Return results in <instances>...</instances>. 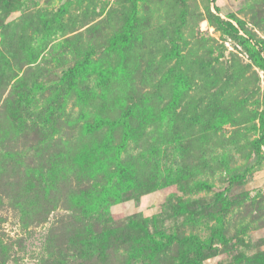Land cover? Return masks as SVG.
I'll use <instances>...</instances> for the list:
<instances>
[{"label":"rangeland","instance_id":"374dc122","mask_svg":"<svg viewBox=\"0 0 264 264\" xmlns=\"http://www.w3.org/2000/svg\"><path fill=\"white\" fill-rule=\"evenodd\" d=\"M257 39L264 0H0V264H264Z\"/></svg>","mask_w":264,"mask_h":264},{"label":"trees","instance_id":"16d2710c","mask_svg":"<svg viewBox=\"0 0 264 264\" xmlns=\"http://www.w3.org/2000/svg\"><path fill=\"white\" fill-rule=\"evenodd\" d=\"M135 12H136V9H134V13ZM135 17H136V15L134 14L133 19H135ZM218 21L221 24V26L223 27V30H226L227 28H233L236 30V32H239L235 28L234 24L231 21L225 20L220 16H218ZM131 28L132 29L134 28L133 24L131 25ZM126 36L127 35H122V36L120 35V36H117L114 40L119 41V40H121V38H127ZM244 40H245V38H243L242 41H244ZM253 43L255 46H258V48H259V49H257V55H258L257 58H259V61H257V64L264 69V57L261 55L262 53H260V50H264V42H263V40L261 41V40L257 39ZM255 54H256V52L252 51L251 56H254ZM92 55H93V51H88L86 54V58H85L83 63H88L90 61ZM70 71H74V70L71 69ZM173 104L175 105V102L172 103V106H174ZM127 115H128V112H126L124 114L123 118L113 122L112 126L118 127L120 125H127L128 124L126 121ZM107 123L108 122H106V120L99 118V119H97L96 123L94 124V128L95 129L101 128L104 125H106ZM263 146H264V112H263L262 117H261V133L258 137H256L253 140V149H254V152L256 153V155H259L261 153ZM120 166H121L120 173H124L126 171L125 166L124 165H120ZM234 176L235 177H241L242 173L235 174ZM220 236L224 241L225 236L222 233H220ZM180 264H202L200 253H197L195 256H189L188 255V256L182 257Z\"/></svg>","mask_w":264,"mask_h":264}]
</instances>
